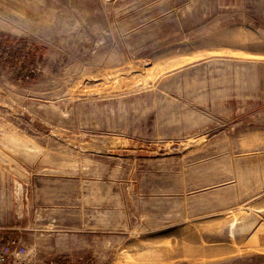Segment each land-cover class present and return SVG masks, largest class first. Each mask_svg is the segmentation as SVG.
<instances>
[{
	"label": "rangeland",
	"instance_id": "rangeland-1",
	"mask_svg": "<svg viewBox=\"0 0 264 264\" xmlns=\"http://www.w3.org/2000/svg\"><path fill=\"white\" fill-rule=\"evenodd\" d=\"M245 58L264 0H0V234L59 264H264Z\"/></svg>",
	"mask_w": 264,
	"mask_h": 264
},
{
	"label": "built area",
	"instance_id": "built-area-1",
	"mask_svg": "<svg viewBox=\"0 0 264 264\" xmlns=\"http://www.w3.org/2000/svg\"><path fill=\"white\" fill-rule=\"evenodd\" d=\"M0 264H59L51 258L33 259L19 237L0 234Z\"/></svg>",
	"mask_w": 264,
	"mask_h": 264
},
{
	"label": "crops",
	"instance_id": "crops-1",
	"mask_svg": "<svg viewBox=\"0 0 264 264\" xmlns=\"http://www.w3.org/2000/svg\"><path fill=\"white\" fill-rule=\"evenodd\" d=\"M245 59H242L247 62V68L245 69L255 81L252 82L251 86H248L247 89L243 90V93H251V98L256 99L255 101H257L256 105H261V103H264V80L260 79L261 77H264V59Z\"/></svg>",
	"mask_w": 264,
	"mask_h": 264
}]
</instances>
